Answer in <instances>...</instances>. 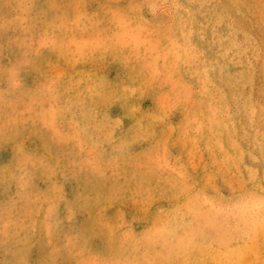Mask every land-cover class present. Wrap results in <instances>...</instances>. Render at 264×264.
<instances>
[{
	"label": "rangeland",
	"instance_id": "1",
	"mask_svg": "<svg viewBox=\"0 0 264 264\" xmlns=\"http://www.w3.org/2000/svg\"><path fill=\"white\" fill-rule=\"evenodd\" d=\"M262 179L264 0H0V264H264Z\"/></svg>",
	"mask_w": 264,
	"mask_h": 264
},
{
	"label": "snow or ice",
	"instance_id": "2",
	"mask_svg": "<svg viewBox=\"0 0 264 264\" xmlns=\"http://www.w3.org/2000/svg\"><path fill=\"white\" fill-rule=\"evenodd\" d=\"M39 59V58H37ZM261 184L264 185V179L261 180ZM75 205H73V208ZM260 208H261V215L264 216V191H261L260 193ZM102 214V213H101ZM87 236V233L84 234ZM87 243V240L85 241ZM50 264H71V262L67 261H59V260H53L50 262ZM78 264H110L108 261H92V260H81L78 262Z\"/></svg>",
	"mask_w": 264,
	"mask_h": 264
},
{
	"label": "bare ground",
	"instance_id": "3",
	"mask_svg": "<svg viewBox=\"0 0 264 264\" xmlns=\"http://www.w3.org/2000/svg\"><path fill=\"white\" fill-rule=\"evenodd\" d=\"M19 4V3H18ZM21 12V11H20ZM24 14V13H23ZM19 18V17H18ZM22 31V30H21ZM42 40V39H41ZM41 42V41H40ZM42 44H43V41H42ZM43 46V45H42Z\"/></svg>",
	"mask_w": 264,
	"mask_h": 264
}]
</instances>
